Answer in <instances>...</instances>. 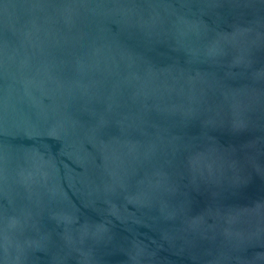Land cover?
Segmentation results:
<instances>
[{"label":"water","instance_id":"1","mask_svg":"<svg viewBox=\"0 0 264 264\" xmlns=\"http://www.w3.org/2000/svg\"><path fill=\"white\" fill-rule=\"evenodd\" d=\"M0 264H264V0H0Z\"/></svg>","mask_w":264,"mask_h":264}]
</instances>
